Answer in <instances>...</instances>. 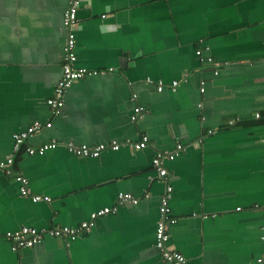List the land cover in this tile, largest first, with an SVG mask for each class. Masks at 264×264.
Returning <instances> with one entry per match:
<instances>
[{
  "label": "crops",
  "instance_id": "0c3cea01",
  "mask_svg": "<svg viewBox=\"0 0 264 264\" xmlns=\"http://www.w3.org/2000/svg\"><path fill=\"white\" fill-rule=\"evenodd\" d=\"M68 2L0 0V162L12 135L34 123L51 126L31 146L142 136L148 145L98 158L62 146L17 156L12 172L27 179L29 194L0 172V233L30 227L42 237L17 252L0 238V264H169L154 247L166 183L151 159L179 143L185 149L164 162L176 220L168 248L187 264H256L264 255V219L254 207L264 204V120L254 119L264 110V0H83L75 67L99 74L73 83L54 115L46 101L62 72ZM136 107L146 112L132 122ZM118 193L138 204L117 205ZM103 207L116 211L68 244L49 234Z\"/></svg>",
  "mask_w": 264,
  "mask_h": 264
},
{
  "label": "built area",
  "instance_id": "2783aa9c",
  "mask_svg": "<svg viewBox=\"0 0 264 264\" xmlns=\"http://www.w3.org/2000/svg\"><path fill=\"white\" fill-rule=\"evenodd\" d=\"M83 0H69L68 6L65 9L62 17V25L66 31L65 42L62 48L61 57V76L56 86L54 87L53 94L46 104L54 115H58L65 104L66 91L71 85L77 81H80L86 77H93L99 74L97 70H89L86 68L75 67L76 64V30L78 28V17L77 13L82 4ZM104 17V16H102ZM201 51H197L198 56L201 55ZM208 62H212L210 58ZM217 73V72H215ZM177 81H172L169 85L171 88L178 86ZM157 91H162L164 84L162 81L156 83ZM203 91V89H201ZM143 112L146 110L143 107H136L133 109V113L130 117L131 121H136ZM254 119L264 120V110L254 114ZM232 123V122H230ZM50 127V123L42 125L41 123H34L32 126L27 127L25 130L14 133L12 135L13 145L10 155L3 161L0 162V172H4L13 179L19 185V193L22 197L29 194L28 181L25 177L20 174H14L12 172L15 158L21 153L29 156H43L46 152L54 150L62 146L66 152L76 158H98L104 151H118L122 147H129L131 150L139 151L143 150L148 145V137L142 136L138 141L135 142H121L109 141L106 143H98L96 145H76L74 143H67L60 145L56 141L46 142L37 146H31L27 144V141L42 127ZM208 134H212V130L207 131ZM198 143H202V138L198 139ZM185 147L182 144H176L173 150L157 151L154 153L151 159V168L155 172V178L164 181L165 192L160 198L158 205V219L156 221L155 232H154V247L160 255V258L169 264H187L185 257L170 248H168L169 233L168 227L176 222L171 216L170 200L172 198V186L167 183L168 172L164 167L166 160H173L178 156ZM33 202L38 201H50L49 197H43L40 195L31 196ZM131 204L137 205L138 199L134 198L128 193H118L116 196V204ZM255 209L261 212L262 218L264 219V204L259 206L255 205ZM114 207H103L97 211L90 213L89 219L82 221L78 227L60 226L52 229L49 234L55 238H66L68 239L67 244L70 241H74L83 231H89L94 225V222L99 217L107 214L115 213ZM41 233L37 229L30 227H22L14 232L0 233V238L4 239L9 243L10 249L13 252H17L26 248H31L41 240ZM260 240L264 242V230L260 236ZM256 264H264V255L256 258Z\"/></svg>",
  "mask_w": 264,
  "mask_h": 264
}]
</instances>
